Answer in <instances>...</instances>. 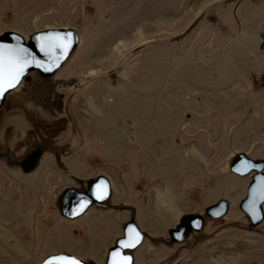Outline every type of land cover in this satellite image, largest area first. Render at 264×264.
I'll return each instance as SVG.
<instances>
[{
	"label": "rangeland",
	"instance_id": "obj_1",
	"mask_svg": "<svg viewBox=\"0 0 264 264\" xmlns=\"http://www.w3.org/2000/svg\"><path fill=\"white\" fill-rule=\"evenodd\" d=\"M56 28L78 45L42 86L10 95L1 151L20 159L42 144L71 177H107L106 204L133 206L152 238L229 202L196 238L145 239L133 264H264V221L248 231L238 208L250 176L228 168L238 153L264 159V0H0V34ZM70 186L51 150L29 174L0 159V264L59 252L104 264L130 212L66 220L56 200Z\"/></svg>",
	"mask_w": 264,
	"mask_h": 264
},
{
	"label": "water",
	"instance_id": "obj_2",
	"mask_svg": "<svg viewBox=\"0 0 264 264\" xmlns=\"http://www.w3.org/2000/svg\"><path fill=\"white\" fill-rule=\"evenodd\" d=\"M56 37L63 38L60 42L68 46L62 50L54 46L49 47L46 42L50 38L54 40ZM0 43L13 47H22L28 53L24 57L27 63L19 81L15 83L14 87L0 93L1 122L3 110L8 105V95L20 86L22 80L29 81L30 73L32 72L42 77L45 81L52 78L74 53L78 45V35L72 28L43 29L31 33L28 40L25 41L21 34L14 31H6L0 35ZM42 45L45 48L44 51L41 50ZM61 51L63 54H61ZM48 150L54 153L56 164L68 173L66 167L60 160V154L54 149L42 144L34 145L20 159H14L6 149L3 151L0 149V159H4L8 167L18 168L22 173L29 174L37 168L42 154ZM228 168L232 174L238 177L250 176L245 197L239 202L238 208L247 218V230L253 231L264 221V199L259 196L260 190L264 188V159H251L244 153H238L230 160ZM72 178L81 186L79 188L66 187L58 195L56 208L62 218L73 221L84 215L92 206L130 212L129 219L122 226V235L108 249L104 264H111L112 253L114 251H119L123 257L129 258L128 264H133L134 256L131 252L137 250L145 239L170 246L172 244L182 243L191 236L196 238V234L204 229L206 220L222 219L229 211V202L226 199H220L215 204L204 208L202 213L181 214L178 224L174 228L168 229L167 240L152 238L149 234L139 229L135 220V208L133 206L106 204L112 194L111 182L107 177L97 175L94 178H89L85 180V186L83 185L82 179L74 176ZM101 186H103L106 194L103 199H97L94 193H97ZM137 239L139 240L138 243L135 242ZM122 240L130 241L134 246L121 247L120 241ZM56 255L75 257L81 261V264H97L92 259H82L67 253L49 254L37 264H45L52 256Z\"/></svg>",
	"mask_w": 264,
	"mask_h": 264
},
{
	"label": "snow or ice",
	"instance_id": "obj_3",
	"mask_svg": "<svg viewBox=\"0 0 264 264\" xmlns=\"http://www.w3.org/2000/svg\"><path fill=\"white\" fill-rule=\"evenodd\" d=\"M62 39L61 37H56L54 40L50 38L46 43L49 47L54 46L62 50L68 46L60 42ZM41 50H45L43 45L41 46ZM27 54V50L22 47H13L0 43V93L14 87L15 83L19 81L27 63L24 59ZM61 54H63L62 51ZM105 194L103 186H101L97 193H94L97 199H103ZM259 196L264 199V188L260 190ZM135 242L138 243L139 240L137 239ZM120 246L132 247L134 244L130 241L122 240L120 241ZM128 261L129 258L123 257L119 251L112 253L111 264H128ZM45 264H81V261L75 257L56 255L52 256Z\"/></svg>",
	"mask_w": 264,
	"mask_h": 264
},
{
	"label": "flooded vegetation",
	"instance_id": "obj_4",
	"mask_svg": "<svg viewBox=\"0 0 264 264\" xmlns=\"http://www.w3.org/2000/svg\"><path fill=\"white\" fill-rule=\"evenodd\" d=\"M40 80L41 81V83H39L38 85H41L42 86V82H47V81H45V80H43V78L42 77H40V76H37L35 73H30V80L29 81H24V80H22V82H21V84H20V86H19V89H17L16 91L18 92L19 90H23V88L24 87H26L25 89H27V91L28 90H31V89H33V88H35L34 86H36V80ZM14 92V91H13ZM12 92V93H13ZM11 93V94H12ZM11 94H9L8 95V100L10 99L9 97H10V95ZM9 103V102H8ZM53 153V152H52ZM53 155H54V153H53ZM54 158H55V156H54ZM62 170V169H61ZM63 171V170H62ZM66 175H68L71 179H72V181L75 183V186H70V187H77V188H79L81 185L80 184H78L77 182H75L74 180H73V178L68 174V173H66L65 171H63ZM83 180V185L85 186V180H87V179H82ZM178 249H176V251H177ZM175 251V252H176ZM166 264H168V263H166Z\"/></svg>",
	"mask_w": 264,
	"mask_h": 264
},
{
	"label": "bare ground",
	"instance_id": "obj_5",
	"mask_svg": "<svg viewBox=\"0 0 264 264\" xmlns=\"http://www.w3.org/2000/svg\"><path fill=\"white\" fill-rule=\"evenodd\" d=\"M1 35V34H0ZM29 37V36H28ZM28 37L25 39L24 37V39H25V41L26 40H28ZM163 195H165V194H163ZM156 198H157V200L161 203V205L162 204H164V206L167 208V206H169V202H167V200L159 193V192H157V194H156ZM179 218H180V216H179ZM178 218V219H179ZM178 222H179V220H178ZM178 224V223H177Z\"/></svg>",
	"mask_w": 264,
	"mask_h": 264
}]
</instances>
